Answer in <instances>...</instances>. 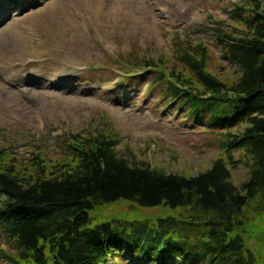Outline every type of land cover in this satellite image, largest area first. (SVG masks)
<instances>
[{"label": "trees", "instance_id": "16d2710c", "mask_svg": "<svg viewBox=\"0 0 264 264\" xmlns=\"http://www.w3.org/2000/svg\"><path fill=\"white\" fill-rule=\"evenodd\" d=\"M226 6L234 22L221 20L211 36L236 68L233 79L210 73L205 46L180 37L173 50L182 66L137 55L123 62L136 69L127 74L150 73V86L217 126L211 166L193 176L158 170L118 152L111 127L64 132L54 157L39 145L22 159L1 148L0 231L15 250L2 254L7 264H102L129 251L161 264H264V0ZM240 162L248 178L237 186L229 166ZM118 200L174 212L91 216Z\"/></svg>", "mask_w": 264, "mask_h": 264}, {"label": "rangeland", "instance_id": "374dc122", "mask_svg": "<svg viewBox=\"0 0 264 264\" xmlns=\"http://www.w3.org/2000/svg\"><path fill=\"white\" fill-rule=\"evenodd\" d=\"M112 2L117 15L101 12L113 16V22H106L84 0H41L0 24V149L9 148L10 156L22 159L39 145L42 156L54 157L60 151L55 141L64 132L111 127L120 134L116 149L122 154L132 150L137 160L166 173L193 176L204 171L220 153L219 134L213 130L217 126H209L206 117H187L182 108L170 105L160 87L150 86V73L127 74L136 69L123 62L134 55L162 61L164 68L182 66L173 50L180 37L205 46L210 73L233 79L236 68L224 60L211 31L221 20L234 22L226 5L235 0ZM63 8L74 25L62 21ZM241 154L233 153L236 158ZM229 167L234 184L247 180L242 162ZM134 207L118 200L90 213L105 221L129 211L148 218L174 212ZM0 251V264H7L2 254L15 252L2 232ZM130 254L104 264H142L143 258L134 257L135 262Z\"/></svg>", "mask_w": 264, "mask_h": 264}, {"label": "bare ground", "instance_id": "6f19581e", "mask_svg": "<svg viewBox=\"0 0 264 264\" xmlns=\"http://www.w3.org/2000/svg\"><path fill=\"white\" fill-rule=\"evenodd\" d=\"M41 0H7L6 2L4 0H0V24L5 19H10L13 15V12L20 10L24 11V6L27 8L32 5H38L40 4ZM86 5L94 11L96 14H100L106 22H113V16L111 15H117V8L115 7L112 0H84ZM124 1V0H120ZM109 12L111 15L103 14L102 12ZM61 19L69 26L74 25V21L72 19V16L66 8L61 9L60 11ZM8 17V18H7ZM5 29H1V32H3Z\"/></svg>", "mask_w": 264, "mask_h": 264}]
</instances>
